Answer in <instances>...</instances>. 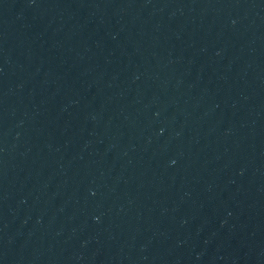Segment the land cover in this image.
Listing matches in <instances>:
<instances>
[{"label": "water", "instance_id": "95a60500", "mask_svg": "<svg viewBox=\"0 0 264 264\" xmlns=\"http://www.w3.org/2000/svg\"><path fill=\"white\" fill-rule=\"evenodd\" d=\"M264 220V0H0V264H225Z\"/></svg>", "mask_w": 264, "mask_h": 264}]
</instances>
